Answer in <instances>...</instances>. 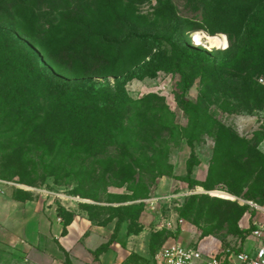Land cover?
Wrapping results in <instances>:
<instances>
[{
  "label": "trees",
  "instance_id": "obj_1",
  "mask_svg": "<svg viewBox=\"0 0 264 264\" xmlns=\"http://www.w3.org/2000/svg\"><path fill=\"white\" fill-rule=\"evenodd\" d=\"M132 7L124 0H0L1 175L12 176L29 166L25 179L53 175L58 180H86L88 190L79 188L77 193L92 199H99L110 180L132 181L139 186L132 189L135 199H142L149 191L148 180L173 173L168 162L171 145L185 138L192 150L185 180L191 187L203 185L192 177L200 164L194 148L199 132L214 126L208 108L186 93L198 76L203 86L217 80L215 50L185 41L178 19L169 34L139 33L133 28L125 34L128 24L121 15ZM263 18L264 13L251 22L261 26ZM156 43L159 48L153 46ZM148 44L156 50L142 49ZM166 47L169 53L160 50ZM239 49L245 48L240 44ZM233 50L230 45L226 52L231 55ZM259 60L263 62L264 56ZM132 70L140 79L159 71L181 75L176 90L191 119L186 134L162 96L128 95L121 79ZM241 73L242 90L255 93L252 76L245 70ZM110 76L115 77L113 88L102 81ZM217 127L207 180L227 174L246 180L247 175L264 171L263 152L257 147L247 152V139L224 124L218 122ZM106 145L115 150L101 153ZM235 153L248 163L238 158L239 168L231 173L222 160ZM249 199L263 204L264 192L262 199ZM143 205L122 206L125 219L138 218Z\"/></svg>",
  "mask_w": 264,
  "mask_h": 264
},
{
  "label": "rangeland",
  "instance_id": "obj_2",
  "mask_svg": "<svg viewBox=\"0 0 264 264\" xmlns=\"http://www.w3.org/2000/svg\"><path fill=\"white\" fill-rule=\"evenodd\" d=\"M124 2L133 5L131 12L121 15L128 24L123 30L125 34L131 32V28L139 33L169 34L178 19L183 25L185 41L194 42L193 35L196 32L207 35L222 33L229 40L226 49L230 45L234 49L230 55L225 48H213L218 71L217 80L211 85L203 86L198 76L186 93L188 98L198 100V103L208 108L211 124L214 126L199 132L194 148L200 164L194 168L192 177L201 181L203 185L191 187L185 180L186 161L192 151L185 138L179 139V143L175 139L176 143L171 145L168 162L173 173L153 181L148 180L149 191L142 199H135L137 192L132 189L139 187L136 186V182L110 180V186L101 189L99 199H92L83 197L84 193L82 195L77 193L79 188L88 190L86 180H81L80 183L79 180H58L53 175L25 179L23 177L25 172L30 171L28 166L12 176L0 174V180L7 182L0 184V187H5L4 195H8L13 202L11 222L7 228L9 231L17 229L20 236L18 241L25 245L31 243L32 229L46 231L48 226L44 217L46 211L61 216L64 221L75 214H80L91 218L98 225L136 232L138 246L143 247L145 244L147 251L151 253L152 250V264H157L154 259L157 247L170 240H177L189 247L201 248L205 252L243 245L248 247L252 240L247 232L248 210L242 206L241 201L249 198L262 199L264 171L252 176L247 175L246 180H236L231 174L217 178L218 180H207V176L216 149L215 132L218 122L248 140L247 152L250 153L252 148L257 147L264 153V86L262 87L259 82V78L264 76V61L259 60L260 56H264V18L261 26L253 25L251 22L253 18L260 19L264 13L262 9L264 0H124ZM251 28H255L256 31L250 33ZM240 44L245 49L240 50ZM149 46L148 44L142 49L152 50L153 46L159 48L157 43ZM160 50L170 52L168 47ZM233 53H236V56ZM41 60L44 61V57L41 56ZM243 70L252 76L255 93L242 90L245 87V82L240 77ZM236 73L237 75H234ZM136 74L137 72L132 70L121 79V86L125 85L128 95L135 99L149 94L162 96L176 114L177 123L186 134L191 119L183 111L180 94L176 90L177 82L182 80L181 75L178 72L159 71L154 76L140 79L133 77ZM188 74L192 72L189 71ZM102 81L109 88L116 86L113 76ZM114 150L115 147L106 145L102 147L101 153ZM238 158H241L239 160L241 163H248L247 158L236 153L234 157L222 160L229 172L238 170ZM113 182L121 185H113ZM213 191H224L232 198L218 196ZM0 192H3V188ZM194 195L197 196L196 199H191ZM137 203L144 204L138 218L132 216L125 219L123 215L125 210L122 206ZM183 212L188 213L184 215ZM256 217L263 220L264 213L258 212ZM143 230L147 232L142 234Z\"/></svg>",
  "mask_w": 264,
  "mask_h": 264
},
{
  "label": "crops",
  "instance_id": "obj_3",
  "mask_svg": "<svg viewBox=\"0 0 264 264\" xmlns=\"http://www.w3.org/2000/svg\"><path fill=\"white\" fill-rule=\"evenodd\" d=\"M0 192V264H152L153 255L131 230L94 223L73 215L69 223L48 211L46 231L32 229L31 243L21 244L17 229L9 231L13 202ZM1 188V189H2ZM50 216H47V215ZM248 218V215H247ZM43 221V220H42ZM12 230V228H11ZM141 232V231H140ZM143 230V233H146ZM139 234V233H138Z\"/></svg>",
  "mask_w": 264,
  "mask_h": 264
},
{
  "label": "built area",
  "instance_id": "obj_4",
  "mask_svg": "<svg viewBox=\"0 0 264 264\" xmlns=\"http://www.w3.org/2000/svg\"><path fill=\"white\" fill-rule=\"evenodd\" d=\"M264 85V76L259 78ZM7 183L0 180V184ZM0 190L1 187H0ZM242 205L249 207L248 223L251 245L220 248L215 252H205L201 248L189 247L177 240H170L162 245L154 254L157 264H264V219L256 217V213H264V203L252 199H244ZM250 210V211H249ZM182 223L183 220L181 219Z\"/></svg>",
  "mask_w": 264,
  "mask_h": 264
},
{
  "label": "bare ground",
  "instance_id": "obj_5",
  "mask_svg": "<svg viewBox=\"0 0 264 264\" xmlns=\"http://www.w3.org/2000/svg\"><path fill=\"white\" fill-rule=\"evenodd\" d=\"M194 43L197 45L205 46L208 50H212L213 48L217 47V43H223L225 37L227 36L225 34L219 33L214 36H209L207 34H202L201 32H196L194 35ZM197 37H199V42H197ZM227 44L229 45V40L227 38ZM223 48V47H220ZM214 194L224 197V198H232L228 193L224 191H213Z\"/></svg>",
  "mask_w": 264,
  "mask_h": 264
},
{
  "label": "clouds",
  "instance_id": "obj_6",
  "mask_svg": "<svg viewBox=\"0 0 264 264\" xmlns=\"http://www.w3.org/2000/svg\"><path fill=\"white\" fill-rule=\"evenodd\" d=\"M197 42H199V37H197ZM216 46L217 47H223V48L226 49L228 47L227 38L225 37V39H224L222 44L218 42Z\"/></svg>",
  "mask_w": 264,
  "mask_h": 264
},
{
  "label": "water",
  "instance_id": "obj_7",
  "mask_svg": "<svg viewBox=\"0 0 264 264\" xmlns=\"http://www.w3.org/2000/svg\"><path fill=\"white\" fill-rule=\"evenodd\" d=\"M209 36H214V35H209Z\"/></svg>",
  "mask_w": 264,
  "mask_h": 264
}]
</instances>
